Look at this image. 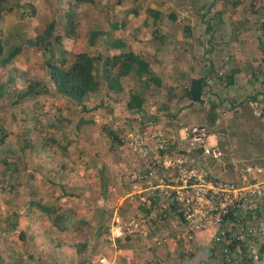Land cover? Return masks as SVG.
I'll return each instance as SVG.
<instances>
[{"label": "crops", "instance_id": "1", "mask_svg": "<svg viewBox=\"0 0 264 264\" xmlns=\"http://www.w3.org/2000/svg\"><path fill=\"white\" fill-rule=\"evenodd\" d=\"M206 1L207 0H198V4H182L177 6L175 11L171 9L172 1L168 4L169 0H162L161 2L152 0L151 4H110L111 9L108 10V14L106 15L107 19L115 18V14L118 12L117 8L124 5L126 7L123 10L122 19L127 20L125 26L132 22L135 24L132 30H129L126 34H122V32L119 34L122 35L123 38L128 36L129 33L139 30V21L141 23V28L143 27L142 30L145 32L144 38L137 37L136 35L135 40L128 39L132 41V44L125 45L126 47L122 48L120 52L127 51L128 49L142 50L141 58H143L145 62H148L151 75L153 78L160 80V85H156L152 79L153 84L150 89L148 88L147 91L142 92V82L136 77L137 81L134 85L129 86V91L135 90L136 93L144 95L145 100L142 108L145 111H147V108L153 109L154 105H156L157 110L152 112L151 115L148 114L149 112H146L145 117L140 114L141 117L137 123L138 116L132 115L134 111L129 110L131 113L130 116L124 112V109L122 110V105L126 104L127 99L119 97L114 99L117 101L111 104L112 113L110 115H104L98 110L93 114H83L82 116L86 121L84 127L79 130H70L67 134L70 142L74 139L78 140L82 134H89V136L92 137V139H88L89 143L83 144V153L78 154V159L73 160V167L76 171H86L89 169V172H87L89 183L92 184L91 187H94L97 192L96 195H94V200L91 201H89V194H83L81 201H83V203L85 202V204L84 206H82V204L81 207L88 208L91 212L94 211L96 219L95 225L90 224L89 221L82 218L71 222V218L74 216L72 209L77 205H69L73 201V197L69 198V194H60L59 190L62 188V184H64L62 175H60V178L56 179L53 177L54 180L58 182L57 186L49 187L50 182L48 179L51 173L47 170L50 169V164L29 160L30 163H27L26 167L21 168L24 174L22 179L23 184H21L20 188L19 184L13 185L15 189L23 192L28 207L31 206V201H35L37 202L35 204H39L40 206H54V215H56L57 212V215L60 214L61 217L63 213L67 215V220L64 217L61 218L63 223H65V231L60 232L58 230V236L55 235L62 245L55 246V249L50 250L51 253H49L50 255H54L59 252L58 264H89V232H95L100 228L103 230L104 227L109 226L110 223L108 219L105 218L110 217L111 214L113 220L115 215L118 219L123 218L122 216H124L123 219H125L131 216L136 217L138 214L145 212L144 227L149 225L151 228L160 227L162 230L164 229L163 224L171 226L175 222V219H171L172 217L169 216L171 215L170 213L161 214L165 219L163 221L158 220V210L155 205L158 200L156 198H149L145 203L139 204L141 199L136 195L138 180L134 178L137 170L135 166L136 163H131L129 161L130 153L127 151L124 143L126 138H122L124 140H119V137H127L134 131L133 129L140 132L161 129L171 138L172 146H176L178 143L184 145L182 140L188 127L185 126L184 128H180V125L176 124L170 125V129L166 130L161 120L167 115L170 119V124L178 118L177 115L179 113L181 115L188 108L199 105L203 109V116L201 119L195 118L192 125L202 124L208 128L206 125L208 105L219 101L222 102L224 108L220 110L219 117L214 125L211 126V130H216L218 126L224 124L228 125L231 121V113L233 112L236 114L238 110L242 112L245 108L244 106H248L247 108L255 118L261 119L262 122L264 121L263 115H258V110L256 109L257 105H264V62H262V58H264V49H262V46H264V4H255L257 10L248 12L247 10L251 5L246 4V2L243 3L246 0H234L232 1L233 3L231 2L230 7L224 4L222 6V4L219 3L217 6H221L223 10L220 12L215 11L216 4H214V6L213 4H203ZM220 1L223 0H219V2ZM252 1L256 0H249L248 2L251 3ZM149 10H152L154 13L148 14L147 12H150ZM155 12L157 14H155ZM209 17H211V19L214 18L211 20ZM175 26H179V28L176 29ZM209 27L210 29H208ZM155 30L158 32L157 36ZM203 31H206L207 34L203 35ZM153 36H155L154 38H156L160 44L156 43ZM211 37L213 50H215L219 44H225V47L219 46L220 48L218 51L221 53L217 54V56L210 55L209 52L206 51L207 46L210 45L209 38ZM232 39H234L235 46L233 45ZM205 57H207L208 64L204 63L206 62L204 60ZM214 57L216 59L218 58L220 61L223 59L224 65L222 66L219 62V67H217ZM200 62L203 64L199 71L198 65ZM234 62L238 64L242 63L241 66L243 69L235 66ZM207 66L209 68L205 71ZM246 70L248 73L244 74L243 71ZM208 71L211 72L210 87L209 90L204 93V104L191 103V101L184 96L185 89L189 86L192 79L200 78ZM257 73L261 75L260 79L257 78ZM247 77L250 79L248 80ZM222 78L226 79L222 80ZM143 79L145 80V77L142 78V80ZM124 81L122 83L125 89ZM228 83L231 85L228 88H223V85ZM154 88L158 90L163 89L165 96H153ZM108 102H111L110 99H108ZM119 113L122 114V117H120L121 115H119ZM220 117H223L224 121L220 122ZM185 118H187V116H185ZM108 131L112 134L114 133L118 137L117 143H113V140L110 139L111 137L108 136L110 133H106ZM209 136V144L218 145L219 133L214 131V134H209ZM97 142L99 143L98 145L96 144ZM69 148L75 152L74 145H71V143ZM90 149H92V152ZM107 152L116 157L115 163L109 165V163L106 162V164H104L105 167H99L100 171L106 168L107 176L101 177L99 182H95V171L98 169L95 164L102 161L104 153L106 154ZM86 156L90 157L89 160L83 158ZM60 160H62V158L58 155L57 162ZM102 162L104 163V161ZM21 164H24V162H21ZM71 169L72 166L70 161L67 162L64 167L65 171L61 174L69 173ZM228 172L232 174L230 171ZM216 173L218 174L220 172ZM14 181L18 180L14 179ZM5 194L6 200L15 202L14 189L11 192L6 190ZM77 200L80 199H75L76 203L78 202ZM150 202L154 203L151 204ZM36 214L39 216V213L36 212ZM81 217L83 216L81 215ZM79 222L81 223L78 224ZM89 224L91 228H89ZM80 225H85V229L88 232L87 235L84 236L85 232L80 231L85 244H80V241H77L76 245V243H73L74 239H72L71 242L65 241L64 239L66 238L63 233L67 231V238H74L73 233L80 230ZM101 233L103 234V232ZM139 234L141 235L142 232ZM137 235L130 236L139 237ZM117 241L118 239L116 242ZM167 241L173 243L171 240H166V242ZM139 242L135 240L133 246L140 253L141 249L145 246H141ZM180 242L185 244V248L189 247L188 243L190 242L185 239ZM125 244V239L119 241L120 248L125 247ZM192 245L193 244L190 243L191 247ZM169 246H171V244H169ZM79 249L81 252H78ZM196 252L198 254H196ZM196 252L195 254L197 256L201 255L199 250H196ZM132 253H134V251L130 250V246L127 245L124 249V254ZM134 257L138 258V254L134 253ZM144 257H149V255H144ZM29 261L30 264H36L35 257ZM40 262L41 258L37 263L39 264ZM123 264H128V260L126 262V260L123 259Z\"/></svg>", "mask_w": 264, "mask_h": 264}, {"label": "rangeland", "instance_id": "2", "mask_svg": "<svg viewBox=\"0 0 264 264\" xmlns=\"http://www.w3.org/2000/svg\"><path fill=\"white\" fill-rule=\"evenodd\" d=\"M22 2H29L30 0H21ZM35 4H37V0H33ZM154 1V0H153ZM162 1V0H158ZM166 1V0H165ZM171 4V9L175 11L177 9V6L182 4H192V0H169V3ZM195 1V0H194ZM198 2V0H196ZM234 0H223L216 2L215 11H223L221 6H217L219 3L230 7L231 2ZM249 0L244 1L246 4H250L251 7L248 8V12H254L256 9L255 4H264L263 0H256L252 1L251 3L248 2ZM104 5L110 6V4H151L152 0H102ZM144 2V3H143ZM212 1L207 0L203 4H210ZM0 3L3 4V2L0 0ZM233 3V2H232ZM198 4V3H196ZM53 4H42V11H39L36 14V18H34L31 22H29V28H31V32H34V28H38L39 25H41L42 18L44 16L52 15L51 7ZM234 5V4H233ZM214 6V4H213ZM126 6H122L117 8L118 12L115 14V19L117 22H119L122 19L123 16V10ZM87 5L85 6H79L76 8V12L78 15H83V11L87 10ZM228 10V8H227ZM204 11V10H202ZM213 11V9H212ZM211 11V13H212ZM61 12V11H60ZM57 13V18L60 20V25L58 26V31L60 34L63 32V22L64 18L62 17V12ZM53 16H51L52 19ZM208 18V16H207ZM211 19V17H209ZM214 18V17H213ZM212 18V19H213ZM100 16L97 13H93L91 9H89V14L85 16L83 19L84 22H88V24H93L96 20H99ZM209 19V23H210ZM211 19V20H212ZM106 25V23H105ZM134 22L130 23L126 26L125 31L122 30V34H126L129 30H132L134 26ZM143 26V25H142ZM139 30H136L137 37L144 38L145 32H143V27L141 28V23L139 21ZM176 29L179 28V26H175ZM121 34V33H120ZM207 34L206 31H203V35ZM54 37L55 35L49 34V36ZM115 37H113L112 33H109V37L111 40H115V38L119 39L120 43L125 45L132 44L131 40H125L122 36L116 37V33L114 34ZM210 45L207 46L206 51L209 52L210 55H215L221 53L219 50V46L225 47V44L218 45L215 50L212 48V37L209 38ZM233 45L234 39H232ZM147 43V42H146ZM35 48L33 50V53L29 56L28 59L21 60L17 62V64L14 66L19 71L16 75L17 83L13 88H11L12 93H14L13 99H16V95L19 90H25V88L32 82H36L39 84V86L43 88H50L51 91H49L46 94H43L41 96H30L23 99L18 107H15L14 104H11L10 102H0L1 105L8 106L11 108L10 115L2 114L0 113V164L2 163V160L5 159L6 162L10 158L16 161L19 165L18 170H15V174L12 179H20L24 175L21 168L26 167L27 163L29 164L30 161H37V157H40V160L37 162H44L45 164L52 163L51 159L48 157L47 153L44 150L40 151V147L42 143L47 142V139L51 138V140L58 141L60 140L59 145V153L57 155H60L62 160H65L66 162L71 161L72 169L69 173L61 174L63 176V182L62 188L59 190L60 194H70L72 197L78 196L76 203H71L69 205L74 206L73 212L74 216L71 218L72 221H76L79 219H85L89 221L90 224L95 225L96 219L94 211H89L88 208L81 207L84 206L85 202L81 201V198L83 194H89V201L94 200V195H96L95 188L91 187L92 184L89 183V177H87L88 170H78L76 171L73 167V160L78 159V154L83 153L84 147L83 144L89 143V138L92 139L91 136L82 134L80 138L69 140V136L67 134L70 130H79L77 128V124L79 122V119L82 121L80 117H77L75 113H73V109L78 108V103L71 101L67 98H64L60 94H58L54 89L52 85H50L49 81L50 78L53 76L52 71L53 68H49V63L54 64L56 66L60 65V61L66 62L65 64L68 66L70 63H72L77 54L81 52V44H73L72 46H66V45H58L55 43H51L48 39H42L37 38L33 42ZM122 49V48H121ZM121 49L118 51L120 52ZM262 49H264V46H262ZM201 50L204 52V50L201 48ZM153 52V51H152ZM225 53V52H224ZM154 54V52H153ZM217 67H219V62L223 66L224 61L223 59L220 61L218 58L216 59L214 57ZM237 59V58H235ZM48 60V64L45 63ZM206 64H208L207 57L204 58ZM201 61V60H200ZM235 61V60H234ZM203 63L200 62L198 65L199 71ZM215 64V65H216ZM242 63H235L234 65L239 67L240 69H243L241 66ZM66 66V67H67ZM208 66L205 69V71L208 70ZM209 72V71H208ZM244 74L248 73L247 70L243 71ZM207 74V73H206ZM211 75V72L208 73ZM249 77V76H248ZM247 77V78H248ZM261 75L257 73V78L260 79ZM264 78V76H263ZM250 78H248L249 80ZM144 80V79H143ZM137 81V78L135 75H131L128 77L127 80L124 81L125 83V89L128 91L129 86L134 85V83ZM262 81V80H261ZM210 80H208V83ZM210 84V83H209ZM40 87V88H41ZM40 89L39 87H37ZM10 90V91H11ZM47 90V89H44ZM154 94L153 96H165V92L163 89L158 90L154 88ZM47 92V91H46ZM156 92V93H155ZM264 95V91H263ZM98 102H100V97L98 95L92 94L87 95L83 97V105L88 110L89 108H92L94 105H96ZM108 102V99L105 100L104 105L107 106V109H100L98 111H101L102 114H108L110 115L112 113V107L108 106L106 104ZM114 105V104H113ZM245 108L243 111H239L238 113H231V121L228 125L224 124L222 126H218L216 130H211V126L206 123L208 126V131L210 134H214V131L219 133V141L218 145L220 149L222 150L224 156L221 158L220 162L212 161V160H203L201 163L205 166H209L211 169L212 174H215L216 172H219L218 166L224 165H233L236 167H241L248 164H254L259 165L264 162V121L262 122L261 119L255 118L250 110L247 108L248 106H244ZM13 108L14 113H13ZM82 109L79 108V110ZM124 109V112L130 115V111L128 109H125V104L122 105V110ZM157 110L156 105H154L153 109L147 108L146 112H149L148 114L151 115L152 112ZM165 114V113H163ZM122 117V114L119 113ZM118 115V116H119ZM133 116H138L137 123L139 122V118L141 117L140 114L137 112L132 113ZM145 115V114H144ZM131 116V115H130ZM178 118L174 121H172L169 124L170 119L167 115H165L164 119L161 120L163 127L166 130L170 129V125H176L179 124L180 128H184L185 126L189 127L193 124L194 119L198 118L201 119L203 116V109L199 105L192 106L191 108H188L184 113L180 115V113L177 115ZM187 116V118H185ZM10 119L13 120V124L10 123ZM85 119V118H84ZM224 121L223 117H220V122ZM198 122V121H197ZM202 123V121L200 120ZM198 122V123H200ZM89 123V119H88ZM187 124V125H186ZM202 125V124H198ZM36 127H39L37 129ZM84 127L83 121L81 128ZM135 130V129H133ZM106 131V128H105ZM30 132V134H29ZM28 133L27 138H30V144L31 146L23 144L22 141H17L16 139L19 138L20 135ZM53 133L54 136H53ZM104 133V132H103ZM110 133V131L106 132ZM120 134V133H119ZM109 137L111 135L109 134ZM213 137V136H212ZM118 138V137H117ZM122 138H127L126 136L119 137V140H124ZM113 143H117L116 139H112ZM16 140L18 148H22L24 145L26 148L24 149L22 154L16 155V157L11 156V150L12 148V142ZM32 143H34L36 146L33 147ZM74 145L75 152H73L69 146ZM99 144L98 142L96 143ZM80 147V148H79ZM82 147V148H81ZM100 147H101V141H100ZM10 148V150H9ZM17 151V149H14ZM89 151V147H88ZM92 152V149H90ZM64 152V155H61V153ZM43 157V159H42ZM86 160H89V156L83 157ZM114 156L108 154V152L104 153V158L102 161L97 162L95 165L98 167L97 171H95V182H99V179L101 177L107 176L106 168L103 171L99 170V167H105L104 164L109 163V165H113L115 163ZM30 160V161H29ZM21 162H24V164H21ZM48 162V163H47ZM103 163V164H102ZM6 167L5 164L1 166V170ZM51 173L52 166L50 165V169L47 170ZM63 170L62 172H64ZM222 177L228 178L230 177V174L228 171H225L223 174H221ZM53 182V181H51ZM49 183L50 186H57L55 183ZM21 185H19V188ZM92 189V191H91ZM94 189V190H93ZM6 191V190H5ZM5 191H2V199H6ZM24 194L21 190L15 189L14 190V197L15 202H18L19 205H24L26 199L23 197ZM102 203V202H101ZM100 203V204H101ZM79 205V206H78ZM90 205V202H89ZM83 208V209H82ZM26 212V209L24 211V214ZM23 214V215H24ZM81 215L83 217H81ZM66 213L62 214V217L66 219ZM124 218V216H122ZM130 218H121L122 220H129ZM109 221V226L103 228V233L101 238L98 240L96 232H89V264H100L99 259L103 258L105 259V264H123V259L128 260V264H224L221 263L220 260H218L216 257H213V255L210 254L209 250L206 249V244L209 242V238H201L199 239V242L195 244L192 243V247L190 246V243H188L189 247L185 248L184 243L176 240V236L174 233H165L164 229L163 231L156 227L151 228V226L146 225L142 229V234H138L139 237L134 236H128L131 237L128 241H126V246H130V250H133L134 253L138 254V258L134 257V253L132 254H124L125 247L120 248L119 241L118 240L115 245L112 244L108 240L109 236V229L112 224V214L110 217L105 218ZM67 220V219H66ZM82 222V221H81ZM79 222L78 224H80ZM75 223V222H73ZM165 225V224H163ZM86 226L80 225V230L76 231V233H73V237L67 238V231L63 233L66 239L65 241H70L72 239L73 243L77 245V241H80V244H85L82 238L81 232ZM73 228V227H72ZM5 229V226H4ZM3 229V230H4ZM108 229V231H107ZM107 231V232H106ZM101 232V230H100ZM0 236V264H13L17 261V258L19 256V253H27L29 250H33L35 252V260L36 264L38 260L41 258V262L39 264H58V254L59 252L55 253L54 255H50V250L55 249L54 244H48L47 243H41L42 237L46 236L47 238L52 237L55 239V241L58 239L56 236H58V230L55 228H51L45 225H32L29 227L25 226L22 228V231H18L17 235H20L17 237L14 232H3ZM7 235L13 236L11 240L7 239ZM56 235V236H55ZM3 236V237H2ZM79 236V237H78ZM110 237V236H109ZM125 237V236H124ZM123 238V237H122ZM120 238V239H122ZM137 240L139 243H141V246H145L141 249V252L139 253L138 250L133 246L134 241ZM166 240H171L173 243ZM157 242L159 244H157ZM54 243V242H52ZM59 243L61 246L62 243L57 240L55 245ZM70 243V244H73ZM206 243V244H205ZM171 244V246H169ZM182 244V245H181ZM200 244V246H198ZM64 246V245H63ZM141 248V247H140ZM23 249V251L21 250ZM196 250L200 251V256H197L198 254ZM123 252V255H122ZM196 252V254H195ZM144 255H149V257H144ZM198 258V259H195ZM29 261V260H28ZM35 264V263H34ZM71 264V263H70Z\"/></svg>", "mask_w": 264, "mask_h": 264}, {"label": "trees", "instance_id": "3", "mask_svg": "<svg viewBox=\"0 0 264 264\" xmlns=\"http://www.w3.org/2000/svg\"><path fill=\"white\" fill-rule=\"evenodd\" d=\"M1 1L3 4L0 3V102H10L11 104H14L15 107H18L20 102L26 97L41 96L51 91L49 87L43 88L36 82H32L25 88V90H19L16 99H13L14 93H12L11 90L18 81L16 75L19 70L14 66L17 62L28 59L35 48L33 44L34 40L42 38L48 39L51 43L63 46H72L73 44L78 43L81 44L82 51L77 54L75 60L68 66L63 60L60 61L61 64L58 66L49 63V68H53V71L51 72L53 76L50 78L51 81H49V83L55 88L54 90L58 94L78 103V108L73 109V113L82 119L83 124L86 122L82 116L83 114H93L97 110L107 109V106L103 104L105 103V100L110 99V103L106 102L110 107L113 102L117 101L114 99L119 97L127 99L125 109L137 112L145 117V110L142 108L145 100L144 95L136 93L135 90L127 91L124 89L122 82L133 74L140 79V82H142L143 92L147 91L148 88L150 89L153 82L156 85H160V80L153 78L151 75L148 62H145V60L141 58L142 50L134 49L136 52L132 49H128L124 52L118 51L126 46L121 44L119 42L120 40L117 38L111 40L108 35L109 33H112L113 37H115L114 34L116 33V37L122 36L119 34L125 29L127 20L121 19L117 22L115 18L107 19L106 15L108 14V10L111 9L108 4L104 5L102 0H37V4H35L33 0H30L29 2H22L21 0ZM211 1L210 4L218 2V0ZM191 3L196 4L198 2L193 0ZM42 4H53L51 7L52 15H48L47 17L44 16L41 19V25H39L37 29L34 28V32H31V28L28 29L30 23L27 21L31 22L36 18V14L43 9ZM81 5H87L88 7L87 10L83 11V14L85 13L84 16L78 15L76 12V8ZM89 9H91L94 14L97 13L100 16V19L93 22L92 25L88 24V22L83 23V19L89 14ZM60 11L64 18L62 34L58 31L60 20L56 16ZM149 11L150 12H147L148 14L154 13L152 10ZM155 14L157 13L155 12ZM51 16H53L52 19ZM208 29H210V27ZM155 32L157 36V30H155ZM135 33L136 31L129 33L124 39L135 40L137 35ZM49 34L55 36L52 37L51 35L49 36ZM154 37L155 36H153V38ZM154 39L157 44H160L156 38ZM262 62H264V58H262ZM45 63L48 64V60ZM208 73L210 72H207V74L200 78L192 79L189 86L185 89L184 96L191 101V103L204 104V93H206L210 87L208 80H210L211 75ZM144 77L145 80H142ZM224 79L226 78H222V80ZM230 85V83L224 84L223 88H228ZM37 87L41 88L38 89ZM92 94L98 95L100 97V102L87 110L83 105V97ZM81 107L82 109L79 110ZM223 108L224 106L221 101L209 104L206 123L213 126L219 117L220 110ZM14 110L15 109L13 108V113ZM0 113L10 115L11 108L1 105ZM82 121L79 119L77 124L78 129L81 128ZM10 123L13 124L12 119H10ZM36 128L39 129V127ZM54 134L55 133H53V136ZM27 135L28 133L22 134L16 140L19 142L22 141L23 144L31 146L30 138H27ZM110 135L112 139H116L117 141V136L114 133H110ZM16 140L11 144L12 147L14 146L11 150L12 157L22 154L26 148L23 145L22 148L19 149ZM32 145L33 147L31 148H35L36 145L34 143H32ZM59 145V139L58 141H55L49 138L47 139V142L42 143L39 148L40 151L44 150L52 161V163H49L52 165V171L48 181H53L51 183H55L56 185L58 182H56L53 177H55V179L60 178L62 173L61 170H64V167L67 164L65 160L57 162V154H60ZM14 149H17V151ZM61 155H64V152L61 153ZM39 160L40 157L38 156L37 161ZM2 163L5 164L6 167L2 169L0 173V194L5 190L8 192H11L13 189L15 190L13 184H23V176L22 178L20 177L18 181L12 179L15 170H18L17 168H19L18 163L16 161L14 162L12 158L7 160V162L3 159ZM3 164H0V168ZM78 196L79 195L73 197L72 203H75V199H78ZM70 197H72V195L69 194V198ZM15 203L16 202L6 199L3 200L2 195L0 196V236L1 234L4 235L3 232L8 231L14 232L18 237L21 233L17 235V232L22 231V228L25 226L29 229L31 224L56 228L60 232L65 231V223L62 221L61 215H57L58 212L56 215L53 214L54 206H40L39 204H35L37 203L35 201H31L30 207H28L27 202H25L24 205H19L18 202ZM25 209L26 212L24 214ZM36 212L39 213V216ZM89 228H91L90 224ZM83 231L85 232L84 236H86L88 233L87 230L84 228L82 232ZM95 232L99 240L102 236L100 229ZM128 236L129 235L121 238L128 241L131 239V237ZM6 238L11 240L13 236L7 235ZM47 242L48 244H54L52 247L59 245V243L55 245L57 240L55 241L51 237L47 238L46 236H43L41 243L45 244ZM21 250L23 251V249ZM209 251L214 252L215 250L209 248ZM78 252H81L80 249ZM35 255L36 254L33 250H29L27 253H19L17 261L15 263L13 261V264H30V261L28 260H32ZM255 264L258 263L255 262Z\"/></svg>", "mask_w": 264, "mask_h": 264}, {"label": "built area", "instance_id": "4", "mask_svg": "<svg viewBox=\"0 0 264 264\" xmlns=\"http://www.w3.org/2000/svg\"><path fill=\"white\" fill-rule=\"evenodd\" d=\"M256 109L264 117V105ZM209 134L205 125H191L184 145L172 146L161 129L130 133L124 143L129 161L136 163L139 204L156 198L158 220L165 219L164 213L175 219L173 225H164L165 233L195 244L208 237L206 249H214L209 252L221 263L264 264V162L241 167L223 164L217 167L220 173L212 174L201 162H220L224 154L218 145L209 144ZM225 171L232 173L230 177L221 176ZM145 215L126 221L115 215L108 240L115 245L118 238L141 233ZM99 263L105 264V259Z\"/></svg>", "mask_w": 264, "mask_h": 264}, {"label": "clouds", "instance_id": "5", "mask_svg": "<svg viewBox=\"0 0 264 264\" xmlns=\"http://www.w3.org/2000/svg\"><path fill=\"white\" fill-rule=\"evenodd\" d=\"M100 230H101V232H103L101 228H100ZM125 236H127V235H125ZM118 239H119V238H118ZM258 264H259V263H258Z\"/></svg>", "mask_w": 264, "mask_h": 264}]
</instances>
